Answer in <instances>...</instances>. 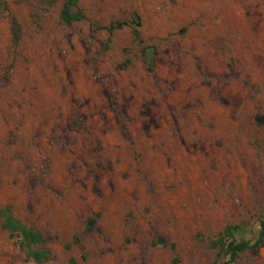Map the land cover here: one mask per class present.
Returning <instances> with one entry per match:
<instances>
[{
    "label": "rangeland",
    "instance_id": "1",
    "mask_svg": "<svg viewBox=\"0 0 264 264\" xmlns=\"http://www.w3.org/2000/svg\"><path fill=\"white\" fill-rule=\"evenodd\" d=\"M62 3L0 0V207L44 235V264H208L226 225L252 240L264 0H78L69 25ZM135 15L141 45L90 30ZM0 264H33L1 221Z\"/></svg>",
    "mask_w": 264,
    "mask_h": 264
},
{
    "label": "trees",
    "instance_id": "2",
    "mask_svg": "<svg viewBox=\"0 0 264 264\" xmlns=\"http://www.w3.org/2000/svg\"><path fill=\"white\" fill-rule=\"evenodd\" d=\"M78 0H63L60 11V21L65 25L80 22L85 19L84 13L78 7ZM90 30H106L109 35L124 27H131L132 42L141 45L143 43L140 27L141 21L138 16H132L130 21H113L108 25H100L90 22ZM20 26L18 21L11 17V41L16 46L20 41ZM109 40H107L108 42ZM107 42L102 45V49H108ZM143 48L141 52H143ZM130 64L129 60L125 65ZM150 70V68H149ZM256 121L261 122L264 116H256ZM0 221L2 228L8 233L10 238L15 240L18 248L24 253L25 257L33 264H44L49 260V250L40 247L45 242L44 235L17 219L9 206L0 207ZM94 227V220L87 219L85 233H90ZM241 229L238 225H226L222 233L211 241V245L217 249L214 260L208 264H233L238 256L249 251L251 254L259 255L260 249L264 246V217L258 221V229L251 240H236L235 235ZM68 264H77L75 259L70 257ZM176 264V260L173 261Z\"/></svg>",
    "mask_w": 264,
    "mask_h": 264
},
{
    "label": "water",
    "instance_id": "3",
    "mask_svg": "<svg viewBox=\"0 0 264 264\" xmlns=\"http://www.w3.org/2000/svg\"><path fill=\"white\" fill-rule=\"evenodd\" d=\"M161 243H163L162 240L160 238L157 239V244H161Z\"/></svg>",
    "mask_w": 264,
    "mask_h": 264
}]
</instances>
